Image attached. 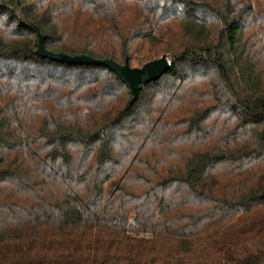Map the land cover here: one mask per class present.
Returning <instances> with one entry per match:
<instances>
[{
	"label": "trees",
	"instance_id": "16d2710c",
	"mask_svg": "<svg viewBox=\"0 0 264 264\" xmlns=\"http://www.w3.org/2000/svg\"><path fill=\"white\" fill-rule=\"evenodd\" d=\"M0 264H264L260 0H0Z\"/></svg>",
	"mask_w": 264,
	"mask_h": 264
},
{
	"label": "water",
	"instance_id": "95a60500",
	"mask_svg": "<svg viewBox=\"0 0 264 264\" xmlns=\"http://www.w3.org/2000/svg\"><path fill=\"white\" fill-rule=\"evenodd\" d=\"M37 55L43 59L67 63L73 66L98 65L107 67L110 71L118 75L120 80L128 87L132 103L138 101L143 85L159 81L172 68L168 55L153 60L143 67L132 68L128 59L124 65H121L111 59H95L86 55L70 56L64 53H53L46 49L45 38L41 34H39Z\"/></svg>",
	"mask_w": 264,
	"mask_h": 264
},
{
	"label": "rangeland",
	"instance_id": "374dc122",
	"mask_svg": "<svg viewBox=\"0 0 264 264\" xmlns=\"http://www.w3.org/2000/svg\"><path fill=\"white\" fill-rule=\"evenodd\" d=\"M260 7L264 8V0H260ZM259 28V27H258Z\"/></svg>",
	"mask_w": 264,
	"mask_h": 264
}]
</instances>
